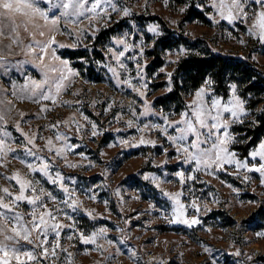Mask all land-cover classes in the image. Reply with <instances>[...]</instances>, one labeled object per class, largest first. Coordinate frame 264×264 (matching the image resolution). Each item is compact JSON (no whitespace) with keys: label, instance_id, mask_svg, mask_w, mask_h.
Instances as JSON below:
<instances>
[{"label":"snow or ice","instance_id":"obj_1","mask_svg":"<svg viewBox=\"0 0 264 264\" xmlns=\"http://www.w3.org/2000/svg\"><path fill=\"white\" fill-rule=\"evenodd\" d=\"M165 3L167 5L168 0ZM192 6V0H183L182 6L177 7L176 11L185 13ZM196 7L202 9L216 25H220L221 21L232 25L243 23L247 26L246 34L256 37L258 43L264 45V0H200ZM132 16L133 9L123 0H0V37L9 39L0 51L7 50L10 56L15 45L20 47L24 57L9 61L7 56L0 55V67L14 66L26 76L22 83L12 82V94L40 105L42 112H47L58 101L62 105L82 106V100H62L63 93L80 76V70L73 66V61L62 54L60 49L83 47L87 51L88 46L82 43L84 39L91 36L95 40L102 29L119 22L114 17L130 19L127 30L108 38L107 50L104 52L109 57L105 67L112 73L116 85L127 86L137 96L136 101L127 106L131 118L124 123L127 128L136 130L139 139L130 134L127 138L119 137V142L129 147L149 145L155 148L161 141L159 138L153 139L151 133L156 132L164 138L175 156L169 152L168 147H164L165 159L156 164L149 153V162L161 169L176 159L178 170L174 175L179 178L182 187L172 192L161 186L171 181H165L156 172H142L141 175L172 202L171 223H183L189 227L199 225L200 218L188 214L189 204L197 212L201 210V205L196 202L198 198L193 196L187 203L182 199L185 195L183 185L189 180L196 181L198 174L216 176L234 167L237 171L232 172V175L237 178L243 175V180L247 182L252 179L250 173L255 172L264 185V135L259 134L264 132V106L253 108L249 103L253 94H244L242 85L235 79L230 78L227 92L220 93L218 80L213 74L204 71L190 91L185 89V100L180 110L171 107L165 110L162 106L158 109L156 102L148 99L154 91L150 87L151 81L158 79L162 73L166 80V92L172 93L177 86H185L186 81L180 78V71L198 53L174 40L175 32L166 35L159 23L141 26ZM84 21H87L86 25ZM181 23L186 22L170 20V24L177 28ZM68 24L76 27H66ZM146 32L151 33V37L146 36ZM22 33H27V37ZM181 34L192 35L183 30ZM61 35L68 36L72 42L61 41L58 39ZM237 39L241 45L247 44L242 37L238 36ZM157 48L164 60L158 70L149 73L147 50ZM78 58L88 62V58L83 55ZM26 65L38 69L39 75L28 73ZM184 70L186 75H190V69ZM73 95L79 96L80 90ZM97 103L96 100L91 101L93 106ZM115 103V99H112L105 111L111 110ZM25 115L23 111L20 112L21 117ZM96 115L99 117L101 113ZM124 115L122 103L120 113L114 114L113 119L119 121ZM173 116L179 118L173 119ZM141 117L145 120L141 121ZM8 123V119L0 114V165L7 168L8 157L11 156L12 159H20L26 171L15 168L0 174L9 182L0 184V264H74L73 253L65 246V239L94 244L103 255L106 249L98 243L99 239H104L109 245L117 243L107 236L111 230L101 226L86 231L76 215L83 211L87 217L95 220L97 215L102 216L103 213L94 214V210L81 207L83 201L79 195L81 189L77 186V177H66L56 163L57 158H60L69 167L81 166L67 159L68 151L78 149L80 145L71 142V132L61 131L60 126L68 129L75 127L77 132L87 130L92 137H97L102 131L98 122L80 112L79 108L67 119L38 126L35 131H26L22 127V123H31L30 120L18 119L13 127L21 134L19 143L18 138L9 130ZM245 125L249 131L257 130L258 134L255 137L247 134L241 137L235 128ZM42 129L53 130V135H43ZM38 140H44V145L41 146ZM13 144L17 147H13ZM238 144L248 145L244 153L236 147ZM75 154L87 158L84 151ZM92 164V161L88 162L89 167ZM179 165H189L190 170L186 172ZM37 173L42 174V177L38 178ZM45 180L56 186L59 193L46 187ZM228 187L233 186L229 184ZM233 190L237 194L240 192L238 187ZM191 191L189 187V193ZM116 192L120 193V188ZM86 194L90 200L98 199L97 192L91 188L86 190ZM135 199L140 197L136 196ZM103 203L108 205L109 201L104 200ZM248 203L258 204L259 212L264 214V202ZM152 207L155 208L156 204L153 203ZM166 207L161 208V214L167 220ZM204 209L211 211L206 204ZM118 231L124 230L118 228ZM256 235H264V232ZM205 251L211 252L212 249L206 245ZM138 255L137 250L132 249V258L138 259ZM234 255L245 256L241 264H256L253 255L242 253L240 249H236ZM152 260L155 261L156 257H152Z\"/></svg>","mask_w":264,"mask_h":264},{"label":"rangeland","instance_id":"obj_2","mask_svg":"<svg viewBox=\"0 0 264 264\" xmlns=\"http://www.w3.org/2000/svg\"><path fill=\"white\" fill-rule=\"evenodd\" d=\"M123 2L133 9L131 18H134L141 26L157 22L163 27L166 35V30L177 33H181V30L187 31L192 35H184L185 37L201 42L200 47L194 52L204 55L202 47L209 44L216 53L237 58H250L264 72V45L258 43L256 37H249L246 34L247 26L243 23L237 22L232 25L227 21H221L220 25L214 24L202 9L196 7L200 0H192V4L204 14L207 22L197 18L189 20L188 12L191 7L185 13L176 11L177 7L182 6L177 0H168L167 5L165 0H123ZM114 19L119 22L111 23L108 28L102 29L95 40L89 36L88 39L82 41L84 45L88 46L87 54H92L95 49L99 51L94 56L93 64L86 63L81 59L72 60L67 56L73 61V66L80 70V76L63 93L62 100H82V106L62 105L58 101L47 112H42L40 105L12 94V82L22 83L26 76L14 66L0 67V114L8 119L9 130L18 138L17 143L20 142L21 134L13 126L18 119L21 121L30 120L31 123H22V127L26 131H35L38 126H46L56 120L67 119L79 108L80 112L96 120L101 127V134L92 137L90 131L77 132L75 127L68 129L66 126H60L61 131L71 132V142L80 145V148L68 151L67 159L72 163H80L81 166L69 167L60 158H57L56 163L66 177H77V186L81 189L79 195L83 201L81 207L94 210V214L103 213L102 216L97 215V218L92 220L87 217L86 213L80 211L76 214L77 219L86 231L107 226L111 230L107 234L108 238L117 242L109 245L104 239H99L98 243L106 249L102 255L96 250L94 244L65 239V246L73 253L74 264H101V262L103 264H241L245 256L234 255L236 249H240L242 253L253 255L256 264H264V235H256L258 232H264V214L259 212L258 204L248 203L249 201L264 202V185L260 183L258 173H250L252 179L246 182L243 180V175L239 178L232 175V172L237 170L231 167L229 172H221L216 176L200 173L196 181L189 180L183 185L185 195L182 199L187 203L194 196L198 198L196 202L201 205L199 212L193 209L190 204L188 205V214L190 216L197 215L201 220V224L189 227L183 223L170 222L172 202L163 196L150 180H144L141 175L142 172H156L165 181H171L163 183L161 185L163 188L172 192L178 191L182 185L179 183V178L174 175L178 170L177 160L172 159L166 168L161 169L149 162V153L156 160V164L164 160V147H168L174 157L175 153L171 146L156 132L151 133V137L159 138L161 142L155 148L149 145L129 147L120 144L119 137L127 138L131 134L139 139V134L135 129L127 128L124 123L126 119L131 118L127 106L136 101V94L127 86L116 85L112 73L105 67L109 60V57L104 55L109 38L107 32L114 30V34H118L127 30L130 24V19H119L118 17H114ZM171 19L186 23H181L177 28L170 24ZM84 24L86 25L87 21H84ZM66 27L76 26L68 24ZM229 32L232 33L231 36H229ZM22 34L27 37V33ZM101 36H105V38H101ZM146 36L151 37V33L146 32ZM238 36L247 41V44L241 45L238 42ZM58 39L65 43L72 42L66 35L58 36ZM0 41H3L0 44V48H3L9 39L0 37ZM13 47L12 55L9 56L7 50L0 51V55L7 56L9 61L23 59L20 47L15 45ZM82 50L85 49L83 47L64 48L60 49V52L65 55L67 51ZM153 51L152 49L147 50L149 73L160 67L154 68L153 66L152 68ZM253 56L256 59H252ZM162 58L164 60L163 55ZM98 61H103V63H98ZM129 64L131 66V62ZM90 66L95 68L92 73L89 71ZM25 68L33 76L39 75L38 69H35L34 66L26 65ZM169 70H171V66H169ZM165 83L166 80L162 73L158 79L151 81L150 87L154 91L148 96V99L157 102L159 98L169 94L165 90ZM77 90H80V95H73ZM190 98L188 97V99ZM112 99H115L116 103L111 110L105 111L107 104ZM92 100H96L98 103L93 106ZM44 103L50 102L45 101ZM122 103L125 115L119 121L114 120L113 115L120 113ZM159 107H161L160 103L157 104L158 109ZM169 107L175 108L177 111L181 109L175 106ZM169 107L164 108L167 110ZM259 107L261 106L257 108ZM21 111L26 113L24 117L20 116ZM98 112L101 113L99 117L96 115ZM77 116L79 118V113ZM172 118L178 119L179 117L173 116ZM140 119L141 121L145 120L143 117ZM147 119L155 120L156 118L148 117ZM81 123H83L82 119ZM116 129H120V131L117 132ZM236 129L243 131L240 135L244 136L248 133L249 127L247 125L236 126ZM42 134L51 136L53 130L42 129ZM37 142L41 146L45 143L44 140ZM246 146V144L236 145L241 153ZM13 147H17V145L13 144ZM79 151H84L87 158L75 154ZM8 161L7 168L0 165V174L10 172L15 168L26 171L20 159H12L9 156ZM89 161L93 162L91 167L88 166ZM179 167L184 168L186 172L190 170L189 165H179ZM37 177H42V174L37 173ZM8 183L0 176V184ZM229 184L233 187H228ZM45 186L57 193L60 191L46 180ZM189 187L192 188L191 193H189ZM237 187L240 189L238 194L233 190ZM89 188L97 192L98 199L90 200L88 198L86 190ZM117 188H120V193L116 192ZM136 196H139L140 199H135ZM104 200L109 201L108 205L103 203ZM241 201L244 203L242 204ZM153 203L156 204L155 208L152 207ZM205 204L211 211L204 209ZM166 205L167 220L161 214V208ZM118 228L124 231L120 232ZM67 231L66 229L65 232ZM121 236L124 237L123 240L120 239ZM206 245L212 249L211 252L205 251ZM132 249L137 250L138 259L132 258ZM152 257H156V260L153 261Z\"/></svg>","mask_w":264,"mask_h":264},{"label":"trees","instance_id":"obj_3","mask_svg":"<svg viewBox=\"0 0 264 264\" xmlns=\"http://www.w3.org/2000/svg\"><path fill=\"white\" fill-rule=\"evenodd\" d=\"M177 1L180 4H183V0ZM188 16L190 17L189 20L197 18L203 22H207L204 18V14L194 6L189 9ZM172 32L175 31L166 30L167 35ZM107 33V37H110L115 32L114 30H109ZM101 38H105V36H101ZM174 40L184 44L185 46L191 47L194 51L200 47L201 43L198 40L189 39L177 32H175ZM202 49L204 50V55H194V57L190 59L180 71V78L185 79L186 81L185 86H177L172 93L159 98L156 104L160 103V106L163 107L175 106L181 108L183 101L185 100V89L187 88L190 91L192 86L199 81L201 73L207 71L208 74H213L218 80L217 88L220 93L224 94L227 92V85L230 78L235 79L242 85L244 94L248 92L253 94L252 98L249 100V103L253 108L264 106V72L254 62H252L250 58H237L216 53L209 44L203 46ZM98 53L99 51L97 49L93 50L92 54H87V51L85 50L76 52L67 51L65 56H69L72 60H77L79 59L78 56L83 55L88 58L87 63L93 64V61L95 60L94 56ZM152 53L154 57L152 68L153 66L154 68L161 66L163 58L159 52V48L154 50ZM185 68L190 69V75H186L184 70ZM94 69V66H90V73H92ZM236 131L243 133V131H238L237 129ZM247 132V135H251L253 137L258 134L257 130H247ZM259 134L264 135V132H260ZM247 147L248 145L242 149L243 153Z\"/></svg>","mask_w":264,"mask_h":264}]
</instances>
